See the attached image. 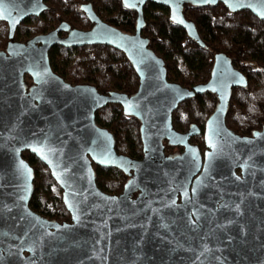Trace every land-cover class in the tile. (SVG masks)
<instances>
[{"label":"water","instance_id":"obj_1","mask_svg":"<svg viewBox=\"0 0 264 264\" xmlns=\"http://www.w3.org/2000/svg\"><path fill=\"white\" fill-rule=\"evenodd\" d=\"M120 1L137 13L133 33L107 24L89 6V30L61 22L21 42L14 39L17 27L42 14L44 0H0V21L9 28L0 51V264H264V127L241 136L225 117L232 89L246 84L244 74L216 53L207 82L181 86L168 80L163 58L141 33L147 2L167 7L170 20L201 42L184 5L222 3L264 22V0ZM101 44L128 58L139 78L134 94L101 93L51 69L52 46ZM204 90L218 101L204 126L202 152L190 140L194 130H175L171 117ZM115 103L140 121L139 159L118 153L113 134L95 122L98 109ZM167 146L181 151L166 154ZM24 151L63 190L69 221L29 208L33 169ZM92 165L122 171L123 190L98 188Z\"/></svg>","mask_w":264,"mask_h":264},{"label":"trees","instance_id":"obj_2","mask_svg":"<svg viewBox=\"0 0 264 264\" xmlns=\"http://www.w3.org/2000/svg\"><path fill=\"white\" fill-rule=\"evenodd\" d=\"M45 11L28 17L16 29L14 39L25 42L46 33L65 22L74 29L88 30L92 25L83 8L89 5L107 24L122 32L133 33L137 13L120 0H44ZM186 20L193 22L198 33L196 41L169 18L167 7L147 2L143 6L142 35L149 46L164 60L168 80L191 88L209 80L214 55L225 53L233 66L246 78L245 86H236L226 113V125L234 133L248 136L264 127V22L247 10L230 12L222 3L207 6L184 5ZM7 24L0 21V51L8 39ZM65 33H61L64 35ZM52 70L72 84L94 85L101 93L118 90L129 95L137 90L139 78L128 58L114 47L85 45L78 48L51 47ZM30 84V78L26 76ZM217 96L204 90L182 101L172 113L173 128L179 132L194 130L192 143L205 149L204 126L217 105ZM95 122L114 136L118 153L134 159L143 156L140 121L125 115L119 104H107L98 109ZM166 147V154L179 151ZM22 157L33 169V182L28 205L31 210L52 221L70 220V212L62 201L63 190L50 170L34 154L24 151ZM95 183L105 193L118 195L128 180L114 167L92 165Z\"/></svg>","mask_w":264,"mask_h":264},{"label":"flooded vegetation","instance_id":"obj_3","mask_svg":"<svg viewBox=\"0 0 264 264\" xmlns=\"http://www.w3.org/2000/svg\"><path fill=\"white\" fill-rule=\"evenodd\" d=\"M89 7V5H86L84 8H83V10H84V13H85V10H86V8H88ZM98 15V14H97ZM86 16H87V14H86ZM99 16V15H98ZM87 19H88V17H87ZM103 20V19H102ZM88 21H90L89 19H88ZM90 23H91V21H90ZM92 24V23H91ZM93 25V24H92ZM92 25L90 26V28L92 27ZM72 28V27H71ZM89 30V29H88ZM61 35V34H60ZM66 34H64V35H62V36H65ZM51 50V49H50ZM50 50H49V53H50ZM49 53H48V59H49ZM50 66H51V60H50ZM51 69H52V67H51ZM179 151H181V150H179ZM178 151V152H179ZM134 196H136V194L134 195Z\"/></svg>","mask_w":264,"mask_h":264},{"label":"rangeland","instance_id":"obj_4","mask_svg":"<svg viewBox=\"0 0 264 264\" xmlns=\"http://www.w3.org/2000/svg\"><path fill=\"white\" fill-rule=\"evenodd\" d=\"M174 152H175V153H178V151H172V153H174Z\"/></svg>","mask_w":264,"mask_h":264}]
</instances>
